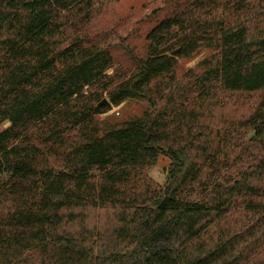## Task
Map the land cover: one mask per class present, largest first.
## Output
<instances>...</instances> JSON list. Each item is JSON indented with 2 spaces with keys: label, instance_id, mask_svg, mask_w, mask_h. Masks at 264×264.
Returning <instances> with one entry per match:
<instances>
[{
  "label": "trees",
  "instance_id": "16d2710c",
  "mask_svg": "<svg viewBox=\"0 0 264 264\" xmlns=\"http://www.w3.org/2000/svg\"><path fill=\"white\" fill-rule=\"evenodd\" d=\"M101 1L0 0V126L10 122L0 131V264L35 254L39 264H264V155L221 179L220 147L170 142L178 129L203 135L195 127L209 111L261 93L243 123L249 150H264V0L188 1L114 86L108 51L64 46L69 20H88ZM202 49L213 54L176 107L100 126L128 99L155 107L177 87L179 59ZM161 154L171 160L164 185L145 174ZM106 209L117 225L90 227L91 211Z\"/></svg>",
  "mask_w": 264,
  "mask_h": 264
},
{
  "label": "rangeland",
  "instance_id": "374dc122",
  "mask_svg": "<svg viewBox=\"0 0 264 264\" xmlns=\"http://www.w3.org/2000/svg\"><path fill=\"white\" fill-rule=\"evenodd\" d=\"M188 1L190 0H103L93 7L88 20L80 21V18L74 16L69 20L71 23L68 24L66 32L70 37L64 46L78 42L85 47L96 46L108 51L113 63L106 72L113 77L114 86L136 72L139 61L147 57V36L150 31ZM212 54L211 50L202 49L191 59L180 58L176 73L178 85L174 91L165 87L163 100H157L155 107H152L150 100L146 98H131L119 106H113L106 113L97 116L100 126L104 129L118 127L128 120L142 117L147 111L156 113L176 107L182 100L184 90L195 82L192 77L203 72L202 62L211 58ZM92 90L102 92V99L109 100L107 91L98 87H93ZM151 95L159 96L157 90H153ZM260 99L261 93H256L239 99L238 103L230 101L219 112L209 111L207 118L199 122L200 124L196 123V130H201L203 135L194 134L195 130L187 129L181 133L178 129L177 133L171 136L170 142H211L223 152L220 156L221 167L223 164L229 167L221 169V179L234 176L239 170L248 169L264 155L262 149L252 152L249 150L251 144L248 138L251 137V131L243 123L254 112ZM9 125L10 122L6 121L0 126V131ZM170 162L166 154H161L157 164L147 168L145 174L155 184L164 185ZM235 162L239 164L236 165ZM87 220L90 227L96 226L107 233L118 223L117 210L91 211ZM40 259L38 254H35L28 257L26 263L39 264Z\"/></svg>",
  "mask_w": 264,
  "mask_h": 264
},
{
  "label": "water",
  "instance_id": "95a60500",
  "mask_svg": "<svg viewBox=\"0 0 264 264\" xmlns=\"http://www.w3.org/2000/svg\"><path fill=\"white\" fill-rule=\"evenodd\" d=\"M176 50L175 51H173L172 53H171V55H175L176 54ZM108 102V100L107 99H103V101H102V103H107Z\"/></svg>",
  "mask_w": 264,
  "mask_h": 264
}]
</instances>
